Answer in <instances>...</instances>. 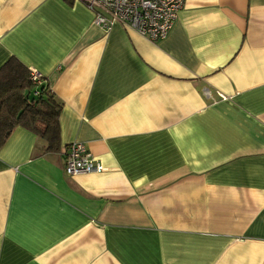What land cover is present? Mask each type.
<instances>
[{"label":"crops","instance_id":"0c3cea01","mask_svg":"<svg viewBox=\"0 0 264 264\" xmlns=\"http://www.w3.org/2000/svg\"><path fill=\"white\" fill-rule=\"evenodd\" d=\"M93 17L0 0V66L61 103L58 150L0 147V264H264V0H184L157 40ZM74 141L100 172H64Z\"/></svg>","mask_w":264,"mask_h":264},{"label":"trees","instance_id":"16d2710c","mask_svg":"<svg viewBox=\"0 0 264 264\" xmlns=\"http://www.w3.org/2000/svg\"><path fill=\"white\" fill-rule=\"evenodd\" d=\"M61 103L45 77L35 84L30 69L15 57L0 66V147L14 128L21 126L42 139L45 150H58Z\"/></svg>","mask_w":264,"mask_h":264},{"label":"built area","instance_id":"2783aa9c","mask_svg":"<svg viewBox=\"0 0 264 264\" xmlns=\"http://www.w3.org/2000/svg\"><path fill=\"white\" fill-rule=\"evenodd\" d=\"M93 13V23L110 29L119 23L150 40L163 38L171 28L184 0H77ZM43 75L30 69V78L37 84ZM102 165L79 141L71 142L64 156V172L67 175L100 172Z\"/></svg>","mask_w":264,"mask_h":264}]
</instances>
